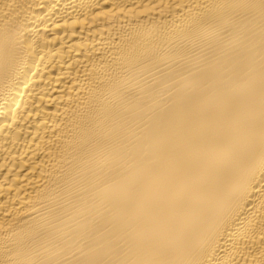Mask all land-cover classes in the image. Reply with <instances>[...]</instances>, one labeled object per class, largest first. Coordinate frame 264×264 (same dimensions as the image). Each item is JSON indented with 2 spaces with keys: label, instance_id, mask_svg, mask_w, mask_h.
Masks as SVG:
<instances>
[{
  "label": "bare ground",
  "instance_id": "6f19581e",
  "mask_svg": "<svg viewBox=\"0 0 264 264\" xmlns=\"http://www.w3.org/2000/svg\"><path fill=\"white\" fill-rule=\"evenodd\" d=\"M0 264H264V0H0Z\"/></svg>",
  "mask_w": 264,
  "mask_h": 264
}]
</instances>
